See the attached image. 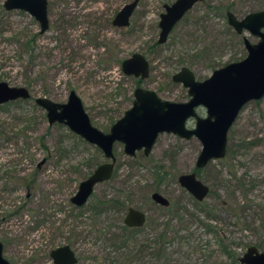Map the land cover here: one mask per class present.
Segmentation results:
<instances>
[{
	"label": "rangeland",
	"instance_id": "rangeland-1",
	"mask_svg": "<svg viewBox=\"0 0 264 264\" xmlns=\"http://www.w3.org/2000/svg\"><path fill=\"white\" fill-rule=\"evenodd\" d=\"M130 1L48 0L49 28L40 33L32 16L6 10L0 0V82L24 86L31 93L30 99L0 105V241L10 264H52L50 250L69 242L74 223L78 231L92 230L88 204L93 198L80 211L69 199L79 182L106 161L100 149L66 126L48 124L35 97L63 103L74 90L91 124L107 133L131 106L135 87L153 90L163 100L184 102L186 88L171 80L181 67L191 69L201 81L214 69L245 57L243 36L253 43L258 40L248 32L238 35L217 9L231 4L232 12L242 18L257 11L258 0H202L160 47L153 46L159 15L174 0H139L129 26L114 27L112 17ZM133 53L144 55L150 68L149 76L138 85L139 78L125 76L120 68L121 61ZM197 113L205 115L203 108ZM193 126L189 120L187 127ZM200 149L194 137L185 140L160 133L148 156L140 151L129 157L123 144L116 142L115 172L109 181L95 186L93 197L119 192L128 206L146 213L147 221L169 217L188 223L191 213L209 223L213 231L195 222L188 224L193 241L182 249L173 246L175 253L181 252L175 254L180 261L203 264L202 259L211 255L209 264H231L219 240L238 257L251 245L264 251V97L240 110L227 134L225 157L197 171L210 193L196 204L177 177L193 171ZM47 150V164L38 172L36 164L47 158ZM154 167L164 172L162 183ZM155 190L170 201L171 214L150 199ZM201 209L206 214L209 210L213 219L207 220ZM154 232L147 224L139 234ZM84 234L72 245L79 257L77 264H108L103 260L105 252L99 255L105 247L103 240L93 232L88 237ZM193 245L198 252H189ZM189 256L191 261L186 260Z\"/></svg>",
	"mask_w": 264,
	"mask_h": 264
},
{
	"label": "water",
	"instance_id": "water-1",
	"mask_svg": "<svg viewBox=\"0 0 264 264\" xmlns=\"http://www.w3.org/2000/svg\"><path fill=\"white\" fill-rule=\"evenodd\" d=\"M201 0H174L165 4L160 14L157 43L166 42L169 33L184 15ZM139 0H132L115 14L112 25L127 27ZM6 10H20L28 13L39 24V32L48 30L47 0H4ZM227 24L238 34L248 32L258 38L251 42L242 37L246 55L243 59L230 62L213 70L211 75L198 81L188 67H182L172 75L174 83L187 90L188 100L173 102L161 99L155 91L135 87L131 106L104 133L93 126L84 110L80 97L74 90L68 94L66 102H55L47 97H36L34 103L45 111L48 124H62L87 143L99 148L106 162L98 165L84 180L80 181L70 202L83 206L94 191V187L111 178L115 156V142L123 144L124 153L135 156L143 150L148 155L160 133H172L182 139L196 138L201 145L196 158L197 168L205 167L209 161L222 159L226 154L227 134L242 107L264 97V9L247 13L242 18L231 11L226 12ZM121 71L125 76L145 79L149 75V62L140 53H133L121 61ZM31 93L24 86H10L0 82V105L17 99H30ZM199 108L204 116L197 113ZM193 120L194 126L187 127ZM179 186L202 201L208 187L197 179L195 173H185L177 177ZM151 199L158 205L168 206L169 201L160 193H153ZM146 221L142 211L130 207L123 220L127 227H141ZM52 264H77L74 249L68 244L52 249L49 253ZM240 264H264V252L249 246L238 259ZM0 264H10L3 255L0 241Z\"/></svg>",
	"mask_w": 264,
	"mask_h": 264
},
{
	"label": "trees",
	"instance_id": "trees-1",
	"mask_svg": "<svg viewBox=\"0 0 264 264\" xmlns=\"http://www.w3.org/2000/svg\"><path fill=\"white\" fill-rule=\"evenodd\" d=\"M217 9L221 11V14L224 17H226L227 11H233V5H221L218 6ZM256 9H264V0H258V6ZM153 46L160 47L156 42L153 43ZM140 81V79H137V85ZM154 168L153 172L156 174L157 181L162 183L164 172L161 171L160 167ZM159 172L161 174H159ZM92 198L93 199L88 204V208L91 212L92 230L85 231L87 237L93 232L96 239L99 238L103 240L105 247L99 251V255L102 256L105 252V257L103 259L104 263L107 261L108 264H192L184 260L180 261L175 259V254H181V252L175 253L176 250L173 246L182 249L184 244L193 241V234L187 229L190 222L197 223L199 226L203 227L204 230L213 231L209 228L211 226L209 223H206L202 221L200 217L189 213L188 223L182 222L181 219L174 221L169 217L165 219L159 217L150 219L144 224V226L150 224V227L155 229V232L151 234L148 233L147 236H144V234L140 235L139 231H142L144 226L139 228H129L122 222V213L127 209L128 203L127 200L122 197L121 193L118 192L112 196L103 197L92 196ZM194 203L199 204L196 201ZM172 208L173 206L170 205L168 208L161 209L166 210L171 214ZM178 208H180V206H178ZM204 209H201V211L205 213V218L210 221V211L208 210L206 214ZM85 231H78V224L74 223L73 229L69 232V242L66 244L72 247L76 240L85 236ZM219 241L222 244V252L231 261V264H237V253L231 251L229 247L224 244V240ZM198 251L197 245H193L189 252L196 253ZM93 258L96 260L102 259H99L97 256H93ZM186 260L191 261L190 256ZM202 261L203 264L213 262L211 255L210 258L205 256Z\"/></svg>",
	"mask_w": 264,
	"mask_h": 264
},
{
	"label": "flooded vegetation",
	"instance_id": "flooded-vegetation-1",
	"mask_svg": "<svg viewBox=\"0 0 264 264\" xmlns=\"http://www.w3.org/2000/svg\"><path fill=\"white\" fill-rule=\"evenodd\" d=\"M131 1H132V0H131ZM200 2H201V1H200ZM128 3H129V2H128ZM138 3H139V2H138ZM198 3H199V2H198ZM124 5H125V4H124ZM47 6H48V0H47ZM137 6H138V5H137ZM163 8H164V7H163ZM120 9H121V8H120ZM135 9H136V8H135ZM118 11H119V10H118ZM118 11H117V12H118ZM117 12H116V13H117ZM116 13H115V14H116ZM162 13H163V12H162ZM162 13H161V14H162ZM115 14H114V16H115ZM47 16H48V14H47ZM114 16H113L112 19H111V23H112V20H113ZM159 16H160V15H159ZM159 19H160V17H159ZM48 20H49V19H48ZM129 24H130V23H129ZM113 26H114V25H113ZM128 26H129V25H128ZM128 26H127V27H128ZM114 27H115V26H114ZM127 27H123L122 29H125V28H127ZM158 27H159V26H158ZM48 28H49V26H48ZM116 28H118V27H116ZM159 32H160V28H159ZM158 34H159V33H158ZM157 39H158V37H157ZM167 39H168V38H167ZM166 41H167V40H166ZM156 43H157V41H156ZM97 44H98V41H97ZM157 44H158V43H157ZM163 44H164V43H163ZM158 45L161 46L162 44H158ZM143 56H144V55H143ZM144 57H145V56H144ZM146 60H147V59H146ZM183 67H186V66H183ZM181 68H182V67H181ZM181 68H180V69H181ZM149 69H150V68H149ZM180 69H179V70H180ZM190 70H191V69H190ZM214 70H215V69H214ZM191 71H192V70H191ZM148 76H149V75H148ZM171 78H172V76H171ZM139 79H140V78H139ZM145 79H146V78H145ZM195 79H196V78H195ZM140 80H142V79H140ZM171 80H172V79H171ZM196 80H197V79H196ZM203 80H204V79H203ZM198 81H200V80H198ZM201 81H202V80H201ZM156 94H157V93H156ZM132 95H133V93H132ZM35 98H36V97H35ZM35 98H34V99H35ZM17 100H18V99H17ZM187 100H188V99H187ZM187 100H186V101H187ZM14 101H15V100H14ZM132 101H133V100H132ZM10 102H11V101H10ZM7 103H8V102H7ZM4 104H5V103H4ZM131 104H132V103H131ZM126 110H127V109H126ZM126 110H125V111H126ZM125 111H124V112H125ZM123 114H124V113H123ZM232 125H233V124H232ZM110 127H111V126H110ZM230 128H231V127H230ZM109 129H110V128H109ZM115 143H116V142H115ZM42 144H43V143H42ZM154 144H155V143H154ZM43 145H44V144H43ZM98 149H99V148H98ZM226 149H227V145H226ZM100 151H101V150H100ZM140 151H142V153H143V150H139V151L136 152L135 156H136L137 153H139ZM151 151H152V149H151ZM151 151H150V152H151ZM113 153H114V152H113ZM47 154H48V150H47ZM149 154H150V153H149ZM149 154H148V155H149ZM143 155H144V153H143ZM148 155H144V156H148ZM225 155H226V154H225ZM135 156H133V157H135ZM224 157H225V156H224ZM224 157H223V158H224ZM48 159H49V154H48L47 158L43 157L39 162H37V164H36V168H37V171H38V172H40V171L43 170V168H44L45 165L47 164ZM115 159H116V158H115ZM106 161H108V160H106ZM106 161H105V162H106ZM212 161H213V160H212ZM195 162H196V161H195ZM209 162H210V161H209ZM209 162H208V163H209ZM103 163H104V162H103ZM115 163H116V161H115ZM100 164H102V163H100ZM100 164H98V165H100ZM98 165H96L95 168H96ZM95 168H94V169H95ZM114 168H115V165H114ZM94 169H93V171H94ZM199 169H200V168H197V167L194 165V169H193V171H191V172H189V173H195L197 179H199L198 176H197V171H199ZM93 171H92V172H93ZM92 172H91V173H92ZM114 172H115V171L113 170L112 176H113ZM183 174H185V173H183ZM180 175H181V174H180ZM112 176H111V178H112ZM111 178H110V179H111ZM110 179H109V180H110ZM109 180H107V181H109ZM199 180H200V179H199ZM107 181H104V182H107ZM200 181H201V180H200ZM201 182H202V181H201ZM102 183H103V182H102ZM202 183H203V182H202ZM99 184H100V183H99ZM203 184H205V183H203ZM97 185H98V184H97ZM205 185H206V184H205ZM206 186L208 187V185H206ZM180 187H181V186H180ZM77 188H78V187H77ZM94 188H95V187H94ZM183 189H184V188H183ZM76 191H77V190H76ZM93 192H94V191H93ZM155 192L160 193L159 191H156V190H155V191H152V192L150 193V199H151V195H152L153 193H155ZM75 193H76V192H75ZM187 193H188V192H187ZM209 193H210V188L208 187V193H207L206 197L209 195ZM113 194H114V193H113ZM113 194H107V195H103V196H112ZM160 194H161V193H160ZM161 195H163V194H161ZM190 195H191V194H190ZM72 196H73V195H72ZM72 196H71V197H72ZM92 196H93V193H92L91 196L89 197L88 201L90 200V198H91ZM103 196H100V197H103ZM163 196H164V195H163ZM191 196H192V195H191ZM71 197H70V198H71ZM164 197H165V196H164ZM206 197H205V198H206ZM165 198H166V197H165ZM192 198L194 199L193 196H192ZM205 198H204V199H205ZM166 199H167V198H166ZM151 200H152V199H151ZM167 200H168V199H167ZM69 201H70V199H69ZM88 201H87L84 205H86V204L88 203ZM152 201H153V200H152ZM168 201H169V200H168ZM195 201H196V202H202L203 200H202V201H197V200L194 199V202H195ZM154 203H155V202H154ZM155 204H156V203H155ZM72 205H73V204H72ZM84 205H83V206H84ZM156 205H157V207H160V209H161V208H168V207L170 206V201H169V205H168V206H161V205H158V204H156ZM74 206H75V205H74ZM83 206H80V207H77V206H76V207L79 208L78 210H81L80 208L83 207ZM130 207H133L134 209H137V210H139V211H142L141 209L136 208V207H134V206H128L127 209L125 210V215L123 216V220L125 219V217H126V215H127V212H128V209H129ZM142 212L145 213L144 211H142ZM209 214H210V213H209ZM145 215H146V213H145ZM210 218L213 219V217H211V215H210ZM122 222H123V221H122ZM146 222H147V217H146V221H145V223H146ZM145 223H144V224H145ZM123 224H124V223H123ZM144 224H143V226H144ZM125 226H126V225H125ZM141 227H142V226H141ZM129 228H139V227H129ZM252 246H253V245H252ZM58 247H59V246H58ZM248 247H249V246H248ZM248 247H247V248H248ZM51 250H52V249H51ZM51 250H50V251H51ZM259 251H260V250H259ZM74 252H75V250H74ZM263 252H264V251H263ZM49 253H50V252H49ZM75 255H76V258H77V262H78L79 257H78V255L76 254V252H75ZM49 256H50V255H49ZM240 257H241V256H239L238 259H239ZM238 259H237V261H238ZM238 263H239V261H238Z\"/></svg>",
	"mask_w": 264,
	"mask_h": 264
}]
</instances>
